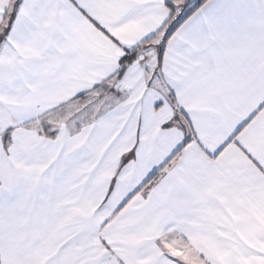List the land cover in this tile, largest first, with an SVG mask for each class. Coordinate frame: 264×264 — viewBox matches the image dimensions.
Returning a JSON list of instances; mask_svg holds the SVG:
<instances>
[{
  "label": "snow or ice",
  "instance_id": "1",
  "mask_svg": "<svg viewBox=\"0 0 264 264\" xmlns=\"http://www.w3.org/2000/svg\"><path fill=\"white\" fill-rule=\"evenodd\" d=\"M0 264H264V0H0Z\"/></svg>",
  "mask_w": 264,
  "mask_h": 264
}]
</instances>
